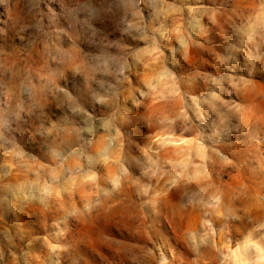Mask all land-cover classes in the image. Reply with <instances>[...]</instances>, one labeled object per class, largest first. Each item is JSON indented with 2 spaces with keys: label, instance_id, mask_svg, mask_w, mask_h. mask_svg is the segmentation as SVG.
Masks as SVG:
<instances>
[{
  "label": "rangeland",
  "instance_id": "1",
  "mask_svg": "<svg viewBox=\"0 0 264 264\" xmlns=\"http://www.w3.org/2000/svg\"><path fill=\"white\" fill-rule=\"evenodd\" d=\"M158 258L264 264V0H0V264Z\"/></svg>",
  "mask_w": 264,
  "mask_h": 264
},
{
  "label": "clouds",
  "instance_id": "2",
  "mask_svg": "<svg viewBox=\"0 0 264 264\" xmlns=\"http://www.w3.org/2000/svg\"><path fill=\"white\" fill-rule=\"evenodd\" d=\"M54 223H55L56 225H58V226L55 228V230H56V231H63L65 237H67L68 232H69V229H70V227L72 226V223H71L70 221H69L68 223H65V222H64L61 218H59V217L56 218V220L54 221ZM232 230H233V229H232ZM245 237H246V236H244V238H243L242 240L236 242L235 245L238 244V245L242 246L243 243H244ZM156 264H159V258L157 259Z\"/></svg>",
  "mask_w": 264,
  "mask_h": 264
}]
</instances>
